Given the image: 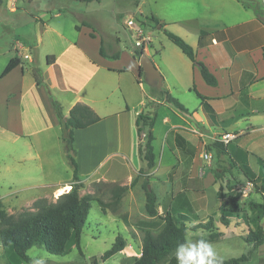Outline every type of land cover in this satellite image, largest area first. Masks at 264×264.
<instances>
[{
	"label": "crops",
	"instance_id": "0c3cea01",
	"mask_svg": "<svg viewBox=\"0 0 264 264\" xmlns=\"http://www.w3.org/2000/svg\"><path fill=\"white\" fill-rule=\"evenodd\" d=\"M151 5L152 16L165 25L167 30L179 27L176 33L195 50L197 61L205 64L218 81L217 86H209L201 76L199 67L175 44L169 53L163 49L158 51L156 59L151 58L148 49L152 39L146 37L148 42L144 52L163 75L165 86L173 97L193 113L189 119L174 110L175 121L170 123L169 119H164L165 123H170L169 132L175 128L185 132H179L182 133L179 136L182 140L178 145L185 143L191 150L197 146L204 149L206 144L214 142V136L224 132H241L240 135L246 134V137L264 138V10L253 0H151ZM30 6L24 8V15L28 14L35 22L29 23L27 27L16 19L13 24L0 19V26H9L13 30L25 27L18 37L0 35V146L17 149V162H35L33 164L40 170V181L27 191L32 190L31 198H37L50 188L56 191L71 188L73 182V177L52 182L46 178L48 162L52 159L50 153L58 150L59 153L63 152L65 145L61 138L63 125L53 109L50 96L61 102L66 117L77 103L90 106L101 117L97 124L75 131V149H78V139L81 137L85 144L83 153L87 157L92 152L90 148L97 146L94 140L89 139V135L97 132L106 120L100 110L105 108L114 93L113 76L127 79L125 89L121 85L120 88L128 105L143 104L145 76L141 74V64L134 51H122L119 38L112 39L113 43L106 41L103 35L92 30V25L86 20L76 22L75 28L80 27L76 34L67 35L57 22L62 17L61 10L55 12L56 7L49 11ZM11 12H17L16 5L12 4ZM83 22L88 25H83ZM130 32L133 31L130 29ZM201 32H206L202 38ZM101 47L107 55L120 53V57L112 59L102 56ZM15 58L20 60V64L2 77L9 62ZM122 58L128 59L130 64H121ZM35 69L43 75L39 79L41 83L34 76ZM193 86L207 98L205 104L198 98V109H189L175 93L180 90L190 91ZM130 92L133 93L131 97L128 96ZM150 101L167 105L154 96ZM230 129H234V132ZM194 130L204 136L200 137ZM101 136L106 139L108 135ZM242 151L249 153L250 165L252 158L257 161L259 156H264V140L254 146H237L236 150L229 151L232 153L231 159L241 163L238 159L244 158ZM115 154L123 162L105 156L98 161L97 166L88 170L82 171L78 166L79 176L90 178V182H125L130 186L146 162L140 157V164L135 165L124 153L118 151ZM175 161L167 166L166 173H161L156 159L155 169L150 170L148 175L152 180L159 175L163 179L173 170L172 181L182 163L181 160ZM112 162L115 164L111 165ZM120 166L126 168L123 174L119 171ZM32 171V168H26L25 173L33 175ZM143 181L144 177L140 182L141 188ZM155 181L161 185L158 180ZM81 182L84 183L85 179H81ZM167 185L169 194L165 208L168 211L173 195L170 183L167 182ZM151 187H155L153 181ZM162 223V229L156 233L164 230L166 223ZM144 237L145 234L142 244ZM207 237L202 234L197 236L203 239ZM263 247L264 244L259 248Z\"/></svg>",
	"mask_w": 264,
	"mask_h": 264
},
{
	"label": "rangeland",
	"instance_id": "374dc122",
	"mask_svg": "<svg viewBox=\"0 0 264 264\" xmlns=\"http://www.w3.org/2000/svg\"><path fill=\"white\" fill-rule=\"evenodd\" d=\"M253 1L264 10V0ZM12 4L17 7L16 13L11 12ZM30 5L42 7L49 11H52V7H56L55 12L61 10L62 17L57 19V22L60 24L63 33L67 35L76 34V22L80 23L81 20H86L92 25V30L103 35L106 41L110 40V43H113L112 39L116 40L119 38L122 51H134L136 49L135 36L130 33V29L125 23L127 18H132L142 28L143 38L150 36L152 39L148 49L151 58L156 59L158 51H163L164 49L166 53H169L172 50L171 48H175V45L171 43L162 30L147 23V17L152 16L151 0H101L100 2L94 1L90 3L77 0H0V19H5L6 22L12 24L14 19H16V21L27 27L29 23L35 22L28 14L24 15V8L31 7ZM25 27L22 30H13L9 26L4 27L1 25L0 35L10 36L11 38L17 35L18 37L23 33ZM178 28L173 27L174 31H168L179 36L177 34ZM147 42V40H144V46H147ZM116 45V49H118V43ZM122 63L129 65L130 61L122 58ZM115 76L117 75L112 78V86L113 88L115 87L114 93L106 103L105 108L100 110L106 120L101 123L97 132L89 135V139L94 140L97 146L91 147L92 152H89L86 157L83 153L85 144L80 137L78 139V149H75V160L80 169L84 171L94 165L97 166L98 161L105 156H110L111 159L123 162L119 155L115 154V152L120 151L133 164L139 165V144L145 145L146 138L141 135L140 137L138 136L136 120L139 114L155 118V124L151 132L154 136L152 145L159 172L166 173L168 171L167 166L175 163L176 159L177 161H182L172 181L173 170L170 171L168 177H164L165 180H163L164 178L161 179L162 175L154 176L153 180L150 178V183L153 181L155 185L153 190L157 195V216L149 217L145 213V196L140 186L143 177L139 178L136 186L131 187L125 182L97 183L90 182V178L79 176L82 180L85 179L84 187L80 190L81 196L89 194L94 199H101L107 203L111 201L110 190L113 185L125 186V192L122 194L116 213L103 211L97 201L91 203V209L82 233V253L79 252L75 245L71 244L68 245L69 254L65 256L51 255L42 247H34L29 251L30 262L25 263L10 248L3 247L0 243V264H33L34 261L42 262V264H128L140 255L143 235L147 231L156 233L162 229L163 217L168 212L165 208L167 194H169L167 182L170 183L169 187L171 188L173 199L180 192H184V196L187 198V203L172 201L171 207L174 210L182 209L181 211L187 218L185 222L188 227L198 223L204 224L210 219L214 220L216 228L222 233L218 241L211 243L214 246L217 260H230L249 256V260L241 264H264V247L254 249L252 244L246 243L242 238L248 234L249 230H256L259 226L264 227V218L262 221H256L254 219L256 213L252 210L254 203L263 202V196L258 193L257 187L260 186L259 179L264 176V169L261 168L262 164L258 160L256 161V159L252 158L249 170L245 171L236 168L229 172V162L232 154L230 152L233 149L236 150L237 146L243 145L254 146L257 143H262L264 138L246 137V134L240 135L241 132L235 133L236 135L239 134V136L228 147V155L219 158L215 153L211 152L214 156L212 166L207 168L204 175H199L198 169L201 167L206 168L205 162L201 159V154L208 151L205 147L207 144L204 149L197 146L194 150L187 148L185 143H183L184 145H178L177 138L182 136L180 135L182 133L179 132H185L180 128L172 129V132L168 130L170 123L175 121L173 112L177 110L167 103V105L151 103L150 100L153 96L152 87L145 80L143 82V104H126L121 95L122 88H120V85L125 89L127 79ZM175 93L189 109H198L200 101L192 90H180ZM132 95V92L128 94L129 97ZM118 113L120 115H117ZM165 118L170 120L169 124L165 123ZM141 129L142 135L150 131L148 126L141 125ZM175 130L178 131L175 132ZM230 131L234 132V129H230ZM104 134L108 135L106 139L101 136ZM167 136H169L168 142ZM180 140L182 139L180 138ZM62 149L63 152L59 153L58 150V152L50 153V157L53 160L51 159L47 166L48 173L46 178H48L49 182L61 179L68 180L73 177L74 170L67 158L65 145ZM15 152H17V149L0 146V195L3 202V211L6 215L5 219L1 220L0 217V233L17 220L39 213L45 208L52 206L62 194L71 190L70 187L68 189H59L58 191L50 188L45 193L39 194L37 198H31L33 196L30 194L32 190H27L32 189L29 187L34 188L37 181H40L38 178L40 170L33 164L35 162H17L15 157H18V154ZM163 152L165 153L163 154ZM110 164L115 163L112 162ZM237 165L240 167L238 162ZM144 167H146V163L143 164ZM26 168H32L33 175L26 174ZM119 168L121 174L126 171V168L124 169L121 166ZM216 168L220 171L228 170V173L224 174V179H216L213 172ZM155 180H158L161 185ZM227 180H229L233 191L227 189ZM221 186L224 196L237 197L239 200V211L234 214V218H231V223L228 227L222 225L220 221L219 209L222 200L218 198V192ZM22 190H24V193H20ZM200 234L209 235V232L202 229H198L195 232L189 230L187 241H198L197 236ZM118 235L127 239L126 249L105 262L101 261L100 258L112 247ZM95 260H98V263H95ZM168 263L169 257L164 258L159 264Z\"/></svg>",
	"mask_w": 264,
	"mask_h": 264
},
{
	"label": "trees",
	"instance_id": "16d2710c",
	"mask_svg": "<svg viewBox=\"0 0 264 264\" xmlns=\"http://www.w3.org/2000/svg\"><path fill=\"white\" fill-rule=\"evenodd\" d=\"M81 2H100L101 0H77ZM149 25L158 27L164 32L168 39L175 44L185 56H187L193 64L197 65L200 69L201 76L209 86H217L218 81L216 77L209 71L205 64L198 62L196 59L195 50L181 37L165 29V25L160 23L154 16L147 17L146 19ZM83 25H88L83 22ZM80 27H76L79 31ZM206 32H201L200 38L204 36ZM101 55L104 57H110L112 59H118L120 53L113 55H107L103 47H101ZM142 53H144V46H136L134 55L137 59H140ZM50 63V57H48ZM20 64V60L15 58L12 59L5 70L2 73V77L8 75ZM141 74L144 77V71L141 68ZM34 76L37 82L41 83V73L38 69L34 70ZM40 79V80H39ZM197 97L200 99L202 104H205L206 97H203L195 88L191 89ZM153 96L159 98V100L165 101L167 104L174 107L181 115L185 118L191 119L193 113L190 112L178 99L173 97L164 82L162 88L152 87ZM51 104L53 109L63 125V136L62 140L65 144V150L67 158L69 159L73 167V182L70 185L71 190L68 193L62 194L57 202L50 207L45 208L39 213L28 215L24 218L17 220L14 224L8 226L0 233V243L3 247L10 248L23 262L29 263L30 256L29 251L34 247H42L49 254L55 256H65L69 254L68 245H75L76 248L82 253L81 240L82 233L91 209V203L97 201L103 211H110L116 213L118 210V204L122 198V194L125 192V186L113 185L111 188V201L109 203L104 202L101 199H94L92 195H80V190L84 187L81 182L78 172V164L75 160V131L79 129H86L101 121V117L92 109L90 106L84 103H77L74 105L68 116L64 114V107L56 98L50 96ZM155 124V118L149 116L138 115L136 120V126L138 130V136H142V126L150 127L149 133L146 134L145 145L139 144V155L143 161L146 162V167L141 168L138 175L133 179L131 187L136 186L140 177H144L142 183V190L144 191L145 204L144 210L147 216L155 217L158 214L156 207L157 195L151 187L150 176L148 172L156 166V155L152 142L154 136L151 132ZM178 143L181 142L180 138H177ZM209 152L215 153L219 158L227 156V149L220 142H212L206 146ZM243 159L240 160V167L236 161L231 159L230 169L236 168L242 170H249L250 165L248 161V152H243ZM258 161L260 162L261 168L264 169V156H259ZM217 180L224 179V174L228 173V170H219L218 168L213 170ZM260 186L257 187L258 193L263 196V202H257L252 205V210L256 213L254 219L256 221H262L264 218V176L259 179ZM226 187L229 191H233V188L227 180ZM222 186L218 192V198L222 200L219 213L221 224L228 227L231 223V218H234V214L239 211V200L237 197L231 198V196H224ZM174 201H183L187 203V198L184 196V192H180L174 199ZM168 210L167 214L163 217L166 226L160 233H153L147 231L145 233L144 241L142 244L140 257L135 258L128 264H159L164 258L169 257L168 264H177L175 258L176 248L187 242L188 231H197L202 229L209 232L206 241L209 243L216 242L222 236V233L216 228L214 220L210 219L206 223H198L188 227L186 225V216L181 210L172 209ZM239 215V214H238ZM5 213L3 211V202L0 195V217L1 220L5 219ZM246 243L252 244L254 249L261 247L264 244V227L259 226L256 230H249L246 236L242 237ZM203 238H198V240ZM127 247V239L123 236L118 235L116 241L112 247L107 250L100 258L101 261L105 262L111 257L123 252ZM249 260V256H242L238 259L230 260H217V264H241ZM98 263V260H95Z\"/></svg>",
	"mask_w": 264,
	"mask_h": 264
},
{
	"label": "clouds",
	"instance_id": "9594fccd",
	"mask_svg": "<svg viewBox=\"0 0 264 264\" xmlns=\"http://www.w3.org/2000/svg\"><path fill=\"white\" fill-rule=\"evenodd\" d=\"M177 264H217L214 246L200 239L196 242L187 241L175 250ZM33 264H42L34 261Z\"/></svg>",
	"mask_w": 264,
	"mask_h": 264
},
{
	"label": "built area",
	"instance_id": "2783aa9c",
	"mask_svg": "<svg viewBox=\"0 0 264 264\" xmlns=\"http://www.w3.org/2000/svg\"><path fill=\"white\" fill-rule=\"evenodd\" d=\"M126 25L128 28H130L133 31V35L135 36V44L136 46L142 47L144 46V40L146 41L147 39L143 38L144 34L142 31V28L139 27L135 21L132 18H127L125 21ZM194 133H196L197 135H199L200 137H203L204 135L202 133H200L199 131H195ZM143 138H146V134L142 135ZM237 138V135L231 132H224L223 134L219 135V136H214L212 138V141L214 142H220L221 144H223L225 147H229L230 144ZM201 159L205 162L206 164V168H199V175H204L205 172L207 171L208 167L212 166L213 163V159L214 156L211 152L209 151H205L201 154Z\"/></svg>",
	"mask_w": 264,
	"mask_h": 264
},
{
	"label": "water",
	"instance_id": "95a60500",
	"mask_svg": "<svg viewBox=\"0 0 264 264\" xmlns=\"http://www.w3.org/2000/svg\"><path fill=\"white\" fill-rule=\"evenodd\" d=\"M130 33L133 34V32ZM139 62L141 64V68L144 71L146 83L151 87H157L161 89L164 78L151 58L144 52L142 53Z\"/></svg>",
	"mask_w": 264,
	"mask_h": 264
}]
</instances>
